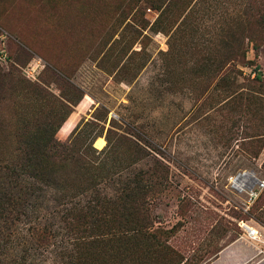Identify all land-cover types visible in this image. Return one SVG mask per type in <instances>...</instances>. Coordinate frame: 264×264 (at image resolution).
<instances>
[{"label":"rangeland","instance_id":"1","mask_svg":"<svg viewBox=\"0 0 264 264\" xmlns=\"http://www.w3.org/2000/svg\"><path fill=\"white\" fill-rule=\"evenodd\" d=\"M251 10L250 0H0V170L26 124L44 122L48 105L64 97L77 105L59 141L100 134L101 150L112 129L145 154L126 161L122 178L161 184L152 230L168 232L184 262L213 264L236 245L254 255L238 222L264 237L254 219L264 212V192L244 212L245 195L228 182L244 170L264 179V42L248 54L253 63L242 64L228 37ZM37 64L35 79L27 78ZM4 217L5 264H75L59 217ZM43 227L50 233L40 235ZM140 255L108 264H147Z\"/></svg>","mask_w":264,"mask_h":264},{"label":"trees","instance_id":"2","mask_svg":"<svg viewBox=\"0 0 264 264\" xmlns=\"http://www.w3.org/2000/svg\"><path fill=\"white\" fill-rule=\"evenodd\" d=\"M250 6L252 10L231 25L228 35L236 44L234 51L242 64L253 63L248 54L251 50L255 53L264 42V0H250ZM66 78V84L77 89L70 77ZM2 83L1 94L5 91ZM26 89L29 93L42 92L37 86ZM63 100L65 103L48 105L44 122L26 124V135L0 170V234L2 221L6 220L4 212L48 215L59 217L57 228L69 237L67 255L75 264H84L88 259L89 264H95L98 257L102 259L98 264L115 263L128 260L137 252L147 264H207L211 257L202 263L184 262L167 244L168 232H153L152 201L161 191L156 185L161 184L135 176L122 178L129 166L126 161L131 164L144 159L145 154L135 142L112 129L107 130L106 145L101 150L94 148L100 134L87 143L61 142L56 138L71 107L77 105L64 97ZM57 107L67 111L59 116ZM119 180L124 182L120 184ZM254 219L264 227V212L255 214ZM48 233V228L43 227L39 234ZM157 234L164 238L161 240ZM9 243L5 235H0V264H5L3 249ZM130 259L135 261L134 257Z\"/></svg>","mask_w":264,"mask_h":264},{"label":"built area","instance_id":"3","mask_svg":"<svg viewBox=\"0 0 264 264\" xmlns=\"http://www.w3.org/2000/svg\"><path fill=\"white\" fill-rule=\"evenodd\" d=\"M38 67L37 64L31 68V71L27 72V78L35 79L33 73ZM228 182L230 189L234 193L245 195L246 200L243 204L244 212H246L264 192V179L258 178L252 171L244 170L237 175L230 177ZM238 226L242 231L241 239L246 240L254 246L255 253L250 261L256 259L253 264L264 263V237L262 233L247 221H239Z\"/></svg>","mask_w":264,"mask_h":264},{"label":"crops","instance_id":"4","mask_svg":"<svg viewBox=\"0 0 264 264\" xmlns=\"http://www.w3.org/2000/svg\"><path fill=\"white\" fill-rule=\"evenodd\" d=\"M252 255L253 251L251 248H249V246L236 245L230 250V252L225 254L222 259H217V261H215L213 264H247Z\"/></svg>","mask_w":264,"mask_h":264}]
</instances>
